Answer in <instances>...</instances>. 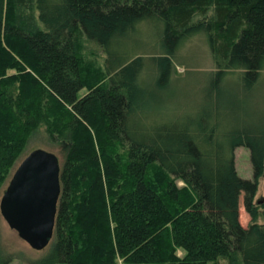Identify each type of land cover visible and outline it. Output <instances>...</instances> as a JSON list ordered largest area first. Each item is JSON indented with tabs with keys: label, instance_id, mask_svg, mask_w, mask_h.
<instances>
[{
	"label": "trees",
	"instance_id": "1",
	"mask_svg": "<svg viewBox=\"0 0 264 264\" xmlns=\"http://www.w3.org/2000/svg\"><path fill=\"white\" fill-rule=\"evenodd\" d=\"M145 33L164 50L150 58L159 86L182 45L206 43L194 114H131L148 60L126 48ZM263 67L264 0H0V187L40 126L68 142L51 247L28 264H264V128L221 97L248 95Z\"/></svg>",
	"mask_w": 264,
	"mask_h": 264
},
{
	"label": "rangeland",
	"instance_id": "2",
	"mask_svg": "<svg viewBox=\"0 0 264 264\" xmlns=\"http://www.w3.org/2000/svg\"><path fill=\"white\" fill-rule=\"evenodd\" d=\"M151 34H141L140 38L132 37L129 39L130 45L127 44L126 50L131 48L133 50L130 56L141 55L148 60L139 74V84L144 85V93L138 98L131 114L145 115L149 120H156L160 116L172 118L180 114H194L200 106L198 103L201 91L205 90L206 81L214 71V63L206 43L200 36H194L182 45L171 56L172 70L169 83L165 86H159L156 82V70L153 61L150 62V58L162 54L164 50H162L158 39ZM232 88L233 86L230 85L229 89L225 88L222 91V102L226 99H236L240 106L236 112L246 116L243 119L251 125H260L261 127H257V130L264 128V67L258 82L248 95L233 91ZM242 105H244L245 113L241 110ZM67 146V141L50 138L43 126L34 130L28 137L24 150L1 185L0 197L13 170L31 150L35 148L49 150L58 157L61 164L64 161ZM117 150L122 152V146H118ZM234 162L241 177H252L250 149L247 146L239 145L234 148ZM257 182L255 200H261L264 198L263 177H260ZM180 183L181 181H179ZM239 220L244 226L249 221V214L243 205V193L239 198ZM28 232L31 233V236H35L33 230H28ZM36 241L41 242L38 237L34 240L26 238L16 227H11L0 213V264H28L29 261L42 257L51 247L52 235L47 243L40 248L35 247ZM114 264H122L121 259L119 258Z\"/></svg>",
	"mask_w": 264,
	"mask_h": 264
},
{
	"label": "water",
	"instance_id": "3",
	"mask_svg": "<svg viewBox=\"0 0 264 264\" xmlns=\"http://www.w3.org/2000/svg\"><path fill=\"white\" fill-rule=\"evenodd\" d=\"M59 189L58 157L49 150L35 148L13 171L0 197V213L26 238L38 237L41 242L36 241L35 247L40 248L53 233ZM28 230H33L35 236Z\"/></svg>",
	"mask_w": 264,
	"mask_h": 264
}]
</instances>
